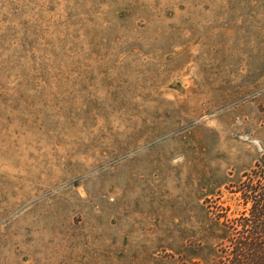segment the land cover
Here are the masks:
<instances>
[{"label": "rangeland", "instance_id": "obj_1", "mask_svg": "<svg viewBox=\"0 0 264 264\" xmlns=\"http://www.w3.org/2000/svg\"><path fill=\"white\" fill-rule=\"evenodd\" d=\"M263 145L264 0H0V264H215Z\"/></svg>", "mask_w": 264, "mask_h": 264}, {"label": "trees", "instance_id": "obj_2", "mask_svg": "<svg viewBox=\"0 0 264 264\" xmlns=\"http://www.w3.org/2000/svg\"><path fill=\"white\" fill-rule=\"evenodd\" d=\"M243 178L229 191L238 195L239 211L208 208L224 233L215 264H264V145L259 161Z\"/></svg>", "mask_w": 264, "mask_h": 264}]
</instances>
